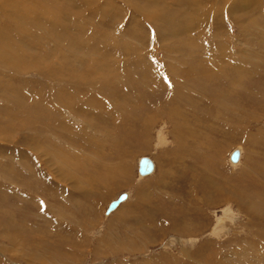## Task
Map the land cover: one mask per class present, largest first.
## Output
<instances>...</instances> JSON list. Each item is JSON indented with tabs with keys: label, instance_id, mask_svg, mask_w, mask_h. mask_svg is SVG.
Returning a JSON list of instances; mask_svg holds the SVG:
<instances>
[{
	"label": "rangeland",
	"instance_id": "374dc122",
	"mask_svg": "<svg viewBox=\"0 0 264 264\" xmlns=\"http://www.w3.org/2000/svg\"><path fill=\"white\" fill-rule=\"evenodd\" d=\"M13 1L37 10L29 36L45 9L50 17L43 37H30L32 58L0 64V264H264L255 16L232 13L220 29L197 17L191 34L175 37L167 21L108 0L119 13L80 38L52 26L62 33L76 22L71 6L78 18L92 7ZM175 2L147 11L168 7L180 29L194 16L190 2ZM256 9L262 26L264 0ZM17 23L0 10V34ZM142 157L155 164L147 177L138 176ZM122 193L129 198L106 216Z\"/></svg>",
	"mask_w": 264,
	"mask_h": 264
},
{
	"label": "bare ground",
	"instance_id": "6f19581e",
	"mask_svg": "<svg viewBox=\"0 0 264 264\" xmlns=\"http://www.w3.org/2000/svg\"><path fill=\"white\" fill-rule=\"evenodd\" d=\"M23 1V0H21ZM32 0H30L29 2L31 3ZM54 0L50 1V0H44V2H53ZM56 3L59 2H63V0H55ZM80 1V3L83 5H85L86 8H93L92 10H90L89 12H86L84 10L83 15H81L82 13L79 11V14L81 15L78 18L77 15V10L78 8L75 6H71L72 7V11L71 12L72 16L75 18L74 21H76L74 23L73 26H70L69 22L65 23L62 25L61 28H63V26L67 28V30H64L62 33H60L59 28H57L55 25L52 26L53 28H55L59 34L61 36H71L67 35L69 32L73 31V35H78L80 38H83L84 36H86V34H90L88 32H97L98 29H100L101 27H106L108 25V16L111 17V13H119L120 8H116L114 7V5H112L111 3H109V1L105 0L103 2V5L101 6V8L99 9V2L100 0H77ZM123 1L125 4H134V6H136L135 8L138 11H141L144 13V15L148 16V18H154L157 17L160 20H164V22L166 23V21L168 22L167 26L172 27L173 29L170 31L173 33V35L176 37V34H178L179 32H183V33H190L191 28H194V22L196 20H198L200 17H202V20H208V22H213L215 25V29H220V26L223 25V20L225 19V17L232 22L233 20L235 21V19H233V14H237L239 17L240 16H248L253 15V17H259L257 12V9L255 11V6L256 4H258L259 2H262V0H221V4L220 6H215L213 1L210 0H180L183 2H190L188 8L191 9V16L193 15L194 18H190L188 17V15H183V13H181L183 16L180 18L183 24V27L178 29L176 27V25H178L174 19H171V17H169V9L168 7H164L165 11H159L157 13H150L149 11H147V7L150 5V7H153L151 5L153 4H159V1L161 0H121ZM165 1V6H169L170 4H166L167 0ZM174 1V0H173ZM177 2H179V0H175ZM218 1V0H217ZM7 2H11L14 5L16 4V7H11V4H8ZM27 2V1H26ZM27 2V3H29ZM206 2V4H205ZM43 2H39L38 3V7H41V4ZM213 4V5H212ZM218 4V5H219ZM31 5L33 6V3H31ZM36 5V4H35ZM148 5V6H147ZM217 5V4H216ZM222 5V6H221ZM249 5V6H247ZM133 6V7H134ZM203 6L204 10H203ZM70 7V6H69ZM183 7V6H182ZM186 7V6H185ZM257 8V7H256ZM25 5H21V6H17V1L14 3L13 0H0V10L4 11V15L8 18L11 17H15L19 23H21V25L19 23H17L18 28L14 30V32L12 31V29L10 27H5V25L3 27H1L3 34H0V64L1 66L5 67V66H16V68H20V66H18L20 63L19 62H27L30 57L32 58L31 53H29L32 49V42L30 41V37L33 36H37V37H43L42 36V26H45V23H49V17H50V12L49 10L45 9L47 12L45 13V21L41 26H37L38 29H40V33H36L33 29L32 31H34V33L29 36V32L30 29L33 25L36 24H40V23H34L35 20L37 18V10H29L27 9ZM76 9V10H75ZM149 9V8H148ZM183 9V8H182ZM189 9V10H190ZM254 9V11H252ZM7 10H9L8 12H6ZM114 11V12H113ZM180 11V10H179ZM207 11V12H206ZM95 12V13H94ZM162 12V13H160ZM187 12V11H186ZM99 14V16H98ZM121 14V13H120ZM185 14V13H184ZM187 14V13H186ZM116 15V14H115ZM261 15V13H260ZM263 15V14H262ZM199 17V18H197ZM252 17V16H251ZM250 17V18H251ZM254 17V25L255 27L258 29H256V34L260 35L262 39H260L262 41L261 46L264 48V28L260 29L261 27H264V24L262 26H259V23L257 21V18ZM264 19V16H262ZM158 19V20H159ZM192 19V20H191ZM246 19V18H245ZM113 20V19H112ZM178 20V19H177ZM191 20V21H190ZM180 21V20H179ZM233 21V22H234ZM246 22V20H245ZM202 23V22H201ZM197 24V23H196ZM206 24V22H205ZM160 25V24H159ZM163 25V24H162ZM180 25V24H179ZM158 26V25H157ZM198 27H200V25H197ZM97 27V28H96ZM179 27V26H178ZM105 29V28H104ZM159 29V28H158ZM220 32V31H219ZM263 32V33H262ZM176 33V34H175ZM222 33V32H221ZM26 34V35H24ZM239 34V33H238ZM242 34V33H241ZM250 35L249 37H251L252 35L255 36L254 34L251 33H245V35ZM57 35V36H58ZM179 35V34H178ZM240 35V34H239ZM257 35V36H258ZM83 36V37H82ZM115 36V35H114ZM180 36V35H179ZM190 36V35H188ZM241 36V35H240ZM243 36V35H242ZM2 37V38H1ZM222 37V36H221ZM256 37V36H255ZM60 38V37H59ZM26 39V40H25ZM64 39V38H63ZM27 41L28 43L23 42ZM247 40V39H246ZM249 40V39H248ZM252 40V39H251ZM63 41V40H62ZM61 41V42H62ZM75 41V43H78V40H70V44H72ZM260 41V42H261ZM68 42V40H67ZM35 43L36 40H35ZM218 43V42H217ZM253 43V42H252ZM255 44V43H254ZM30 45V46H28ZM255 46V45H254ZM37 47V46H36ZM95 53V52H94ZM222 55V54H221ZM223 58V57H222ZM221 58V59H222ZM175 59V58H174ZM219 59V60H221ZM212 60V59H211ZM224 60V59H223ZM222 60V61H223ZM14 62V63H13ZM92 63V62H91ZM225 63V62H224ZM22 65L24 63H21ZM222 64V62H221ZM230 66V65H229ZM237 66V65H236ZM224 67V66H223ZM231 67V66H230ZM239 67V66H238ZM6 69V68H5ZM225 69V68H224ZM228 69V68H227ZM240 70V69H239ZM221 71V70H220ZM238 71V70H237ZM231 72V71H230ZM237 73V72H236ZM243 76V75H242ZM9 82V81H8ZM234 84V82H233ZM12 87V86H11ZM232 87V86H231ZM179 90V89H178ZM14 93V92H13ZM186 99V98H185ZM183 112V111H182ZM178 114V113H177ZM238 151V150H235ZM234 152V151H233ZM239 152V151H238ZM232 154V153H231ZM230 154V156H231ZM148 158V157H147ZM239 158H240V152H239ZM150 159V158H149ZM151 160V159H150ZM230 160V157H229ZM239 161V159H238ZM237 161V162H238ZM152 164H153V170L150 174L148 175H140L138 173L139 177H147L149 175H151L154 170H155V164L153 163V161L151 160ZM231 162V161H230ZM235 162V163H237ZM232 163V162H231ZM233 163V164H235ZM237 166V165H236ZM108 171V170H107ZM138 172V170H137ZM203 175H207L204 174V172H202ZM108 177V176H107ZM210 182H213L212 179H207ZM215 185V183H214ZM217 185V184H216ZM212 186V185H211ZM127 194V198L122 201L121 203L118 204V206L111 212H109L108 214L105 215L109 216V214H112L113 212H115V210L122 204L124 203L128 198L129 195ZM110 205V204H109ZM108 208V207H107ZM219 221V220H218ZM219 228L215 229V232L218 231ZM257 254V253H256ZM255 254V255H256Z\"/></svg>",
	"mask_w": 264,
	"mask_h": 264
},
{
	"label": "water",
	"instance_id": "95a60500",
	"mask_svg": "<svg viewBox=\"0 0 264 264\" xmlns=\"http://www.w3.org/2000/svg\"><path fill=\"white\" fill-rule=\"evenodd\" d=\"M238 159H239V152L238 151L232 152L230 156V161L232 163H235L238 161ZM152 170H153V164L151 160L147 157H142L138 163V173L140 175H148L152 172ZM126 198H127L126 193L119 195V197L116 200L110 203V205L106 210V214L113 211L118 206V204L124 201Z\"/></svg>",
	"mask_w": 264,
	"mask_h": 264
}]
</instances>
